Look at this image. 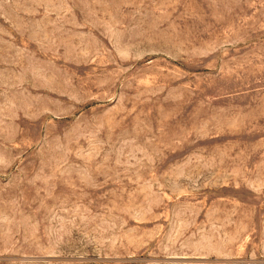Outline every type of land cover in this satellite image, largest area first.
Wrapping results in <instances>:
<instances>
[{
  "label": "rangeland",
  "instance_id": "rangeland-1",
  "mask_svg": "<svg viewBox=\"0 0 264 264\" xmlns=\"http://www.w3.org/2000/svg\"><path fill=\"white\" fill-rule=\"evenodd\" d=\"M0 264H264V0H0Z\"/></svg>",
  "mask_w": 264,
  "mask_h": 264
}]
</instances>
